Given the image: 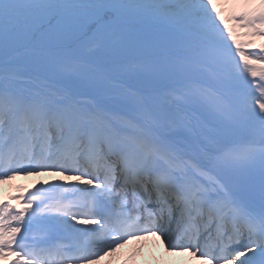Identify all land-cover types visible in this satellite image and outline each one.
Returning a JSON list of instances; mask_svg holds the SVG:
<instances>
[{
	"label": "snow or ice",
	"instance_id": "obj_1",
	"mask_svg": "<svg viewBox=\"0 0 264 264\" xmlns=\"http://www.w3.org/2000/svg\"><path fill=\"white\" fill-rule=\"evenodd\" d=\"M5 185L0 262L264 264V0H0Z\"/></svg>",
	"mask_w": 264,
	"mask_h": 264
},
{
	"label": "bare ground",
	"instance_id": "obj_2",
	"mask_svg": "<svg viewBox=\"0 0 264 264\" xmlns=\"http://www.w3.org/2000/svg\"><path fill=\"white\" fill-rule=\"evenodd\" d=\"M260 42L261 41H258L257 43H260ZM32 179L33 178H28V179L22 178V180L17 184L22 183V184L27 185L29 188H31ZM12 192H14L13 187L10 190H8L6 193H12ZM13 203H15V201H13ZM140 243H142V245H140V247L138 248L137 254L134 253V256H131L133 257V260H134L131 264H167L163 262L162 259L167 258V257L169 258L170 255H168L167 253L165 254L162 253L163 251H165L164 250L165 244L162 240H157L156 237H147L146 240H144L143 242L140 241ZM127 246H129V243L124 244L121 248L117 249L113 255L109 256L110 257L109 261H101L100 259L101 261L100 264H110L112 259H115L117 256H122L126 254V252L122 251V249H124ZM105 257H108V256H105ZM131 257L128 256L127 263H129ZM178 257H187V259L192 261L189 258V255H186V254L178 255ZM168 264H172V262H169Z\"/></svg>",
	"mask_w": 264,
	"mask_h": 264
},
{
	"label": "rangeland",
	"instance_id": "obj_3",
	"mask_svg": "<svg viewBox=\"0 0 264 264\" xmlns=\"http://www.w3.org/2000/svg\"><path fill=\"white\" fill-rule=\"evenodd\" d=\"M224 14H225V16L228 15L227 9L225 10V13ZM257 41H259V40H257ZM20 179L18 177L15 181L12 182V184H17ZM11 188H12L11 185H5V186H3V188L0 189V195L6 194V192L8 190H10ZM162 253L165 254L167 252H162ZM109 258L110 257H108V258L103 257L101 259V261H109ZM117 260H118L117 258L116 259H112V261L110 262V264H117ZM101 261L99 260L98 264H100ZM162 261L165 262V263H167V264L169 262H172V264H193V263L196 262L195 260H193L194 261L193 263L186 262L183 258H181V259L176 258V254L171 255L169 258L168 257L167 258H163ZM0 264H6V262H0Z\"/></svg>",
	"mask_w": 264,
	"mask_h": 264
}]
</instances>
